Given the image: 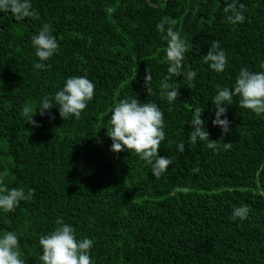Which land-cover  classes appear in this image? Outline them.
Segmentation results:
<instances>
[{
	"label": "trees",
	"instance_id": "16d2710c",
	"mask_svg": "<svg viewBox=\"0 0 264 264\" xmlns=\"http://www.w3.org/2000/svg\"><path fill=\"white\" fill-rule=\"evenodd\" d=\"M227 3L32 0L39 19L0 13V184L32 193L13 212L0 211V234L16 233L24 264H42L39 238L55 230L57 219L72 225L78 239L93 240L95 264H264V114L234 97L226 106L231 131L222 136L211 101L218 86L231 88L242 67L264 71V0H239L246 21L235 25L224 20ZM164 17V27L186 44L184 69L195 73L192 80L170 78L180 92L172 105L159 89L169 66ZM43 25L60 47L46 70H34L31 37ZM213 41L228 56L221 73L202 59ZM82 75L95 90L79 119L63 120L53 108L54 120L33 111L39 126L27 123L26 104L35 109L66 78ZM127 97L155 102L164 113L158 155L172 164L159 179L132 150H110L111 112ZM197 107L209 138L231 142L230 149L188 143ZM241 205L247 219L233 220Z\"/></svg>",
	"mask_w": 264,
	"mask_h": 264
},
{
	"label": "clouds",
	"instance_id": "9594fccd",
	"mask_svg": "<svg viewBox=\"0 0 264 264\" xmlns=\"http://www.w3.org/2000/svg\"><path fill=\"white\" fill-rule=\"evenodd\" d=\"M225 22L235 25L246 21L244 5L239 0H231L223 8ZM0 13H10L15 20L39 19V12L33 7L32 0H0ZM167 18L160 21L163 29L162 39L167 41L166 59L168 63V75L159 82L161 99H166L172 105L179 92V89L171 88L168 81L172 76L192 80L195 73L186 71L183 66L186 44L180 37V33L172 27H164ZM31 44L38 58L34 61V70H46L45 63L52 58L59 50V43L53 35L48 25H43L38 33L31 37ZM203 62L217 73L225 70L228 64L226 51L221 48L219 41L210 44L209 51L203 55ZM264 68V63L261 65ZM145 85L147 93L152 89L148 87L152 80V75L146 72ZM95 85L86 75L72 76L66 78L63 87L54 95H45L40 98L39 105L33 109L26 104L22 108V116L27 123L39 126L33 119L37 113L40 116L47 115L54 120L53 108L58 109L63 120L70 118L79 119L81 113L86 109L88 103L94 97ZM239 98V105L242 108L251 110L260 115L264 114V71H250L242 67L234 84L229 87H217L212 103L215 105V119L212 120L214 126L221 129L222 136L230 133V121L227 119V105H230L233 98ZM33 111L35 114L33 115ZM202 110L197 107L189 120L193 130L188 134V143L194 145L197 141L207 142V148L215 151L231 148V142L221 145L219 141L209 138L206 122L202 119ZM224 117L221 119V117ZM111 129L107 136L111 138L110 150L119 153L121 151L132 150L146 164L151 165L153 177L159 179L168 170L172 160L169 157L158 155L161 142L165 140L164 113L155 102L141 103L135 97L121 99L112 109L110 116ZM180 152L185 151V144L182 142L178 146ZM31 191L25 192L23 188H8L7 185L0 184V211L10 213L17 208L21 201L29 200ZM248 207L241 205L232 211L233 220L239 218L241 221L247 219ZM57 227L49 234H41L39 244L42 254L39 260L42 264H95V260L90 254L93 247V240L87 237L78 239L75 228L65 223L62 219L56 220ZM0 264H24L20 258L19 240L15 232L8 231L0 234Z\"/></svg>",
	"mask_w": 264,
	"mask_h": 264
}]
</instances>
